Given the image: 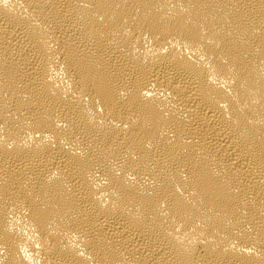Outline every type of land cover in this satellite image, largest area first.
<instances>
[{"label":"bare ground","instance_id":"bare-ground-1","mask_svg":"<svg viewBox=\"0 0 264 264\" xmlns=\"http://www.w3.org/2000/svg\"><path fill=\"white\" fill-rule=\"evenodd\" d=\"M0 264H264V0H0Z\"/></svg>","mask_w":264,"mask_h":264}]
</instances>
